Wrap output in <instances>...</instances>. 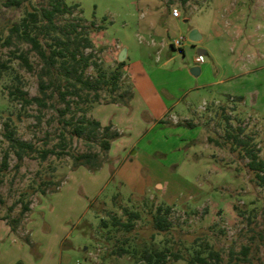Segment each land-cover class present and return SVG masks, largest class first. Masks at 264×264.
Instances as JSON below:
<instances>
[{"label":"rangeland","instance_id":"1","mask_svg":"<svg viewBox=\"0 0 264 264\" xmlns=\"http://www.w3.org/2000/svg\"><path fill=\"white\" fill-rule=\"evenodd\" d=\"M51 1L0 0V169L7 155L0 264H148L145 250L165 251L160 264H200L189 262L197 255L208 264H264V182L233 136L264 160V0H63L69 11L56 14V28L48 27L40 44L46 52L61 48L52 37L64 38L66 26L77 24L90 41L78 47L90 55L84 70L69 66L68 53L67 68L61 57L47 65L22 39L27 12ZM174 8L186 22L172 24L166 13ZM191 27L201 40L185 39L184 54L161 46V38L172 44ZM122 48L118 87H84L82 81L100 78L95 64L105 78L118 68ZM205 63L210 76L183 75L181 68ZM70 83L77 94L69 93ZM187 85L192 89L180 97ZM16 87L38 99L23 104ZM124 91L131 96L120 103L128 99ZM97 95L85 114L118 132L108 150L102 128L73 131L85 98ZM7 129L35 151L18 162ZM45 149L53 152L41 160ZM85 152L98 154L97 170L74 166L73 156ZM159 206L169 208L161 211L168 229L152 222ZM125 208L140 213L130 230L113 225L126 220Z\"/></svg>","mask_w":264,"mask_h":264},{"label":"trees","instance_id":"2","mask_svg":"<svg viewBox=\"0 0 264 264\" xmlns=\"http://www.w3.org/2000/svg\"><path fill=\"white\" fill-rule=\"evenodd\" d=\"M188 0H181L183 4L186 3ZM69 8L68 6L64 3L63 0H52L51 1V6L50 8H42L39 10L35 11H30L27 12V16H25L22 20V39L26 42H29L34 49L38 52L39 56L44 58L46 60V64L49 66H53L56 62H58L59 58L63 59L65 57L66 53L70 55V58L74 63H70L69 66L76 70V66L80 67L81 70H84V68L90 63V55L83 56L81 53L78 51V47L81 41H85V43L82 45L83 47H87L90 44V41L87 37H83L82 34L77 31V24L71 25V28L68 29L66 26L65 30V37L64 38H59L57 35H54L52 38L56 39V43L58 46H61V48L58 47H52L49 52H46L41 43L40 37L41 38H46V35L49 34L48 27L50 29L51 27L54 26V18L57 13L62 14L64 12H68ZM41 16V21L38 19V16ZM43 20H46V23ZM18 26V25H17ZM17 26L14 28L17 30ZM56 28V27H55ZM81 36V37H80ZM49 39V38H47ZM74 45L72 48H69L70 45ZM50 45V44H49ZM173 48V47H172ZM20 56V55H19ZM20 58L23 60V63L27 65L28 67V59L25 56H20ZM68 63L67 59H63L60 64L67 68L65 65ZM95 64V62L93 63ZM125 64V60L118 62V68L112 71L107 78H105V73L102 72L100 67L95 64V67L99 71L100 78L94 81H91L89 79H86L85 81H82V84L86 88H94L96 89V86L100 83L103 84H111L112 88L111 90H115L118 87V82L121 76L120 72V67H123ZM76 65V66H75ZM82 71H80L81 73ZM78 81H81V77H77ZM72 86V90L69 91V93H76L77 94V87L75 83H70ZM41 88H43L41 86ZM16 92L19 94L21 97V100L23 104H30L32 101H36L38 98L37 97H32L29 98L27 97V93L20 90L19 87H16ZM65 93H61L62 99H65L64 96ZM126 95L128 99L121 101L120 103H126V101L129 100L131 94L129 91H124L121 97ZM82 98V97H80ZM85 103L87 104L84 108L78 109L84 112L82 114V117L80 119H77L75 123L73 124V131L76 136H81L84 131L88 128L87 125H90L91 127L89 128L90 131H95L98 130L99 128H102L103 134L105 138H102L101 140V145L104 149L108 150L110 147V140L117 137L118 132L116 130L113 131L112 125L107 124L105 126H101L100 122L97 120L93 119H88L86 117V110L89 108L91 103H96L97 101H100L99 96L97 95L96 98H85ZM113 103H118L115 102L116 100H111ZM78 104V103H77ZM89 104V105H88ZM69 102L66 101V108H68ZM65 108V109H66ZM71 123V121H69ZM72 124V123H71ZM15 132L12 129H7L6 133V139L9 142V144L14 148L15 150V156L19 161L22 160L23 156L26 154H30L35 151V147L31 142L27 141H22L18 140V138L14 137ZM235 138V142L242 147L244 154L246 157H248V167L255 173L256 177L259 178L260 182H264V160H261V158L258 157V154L253 150L251 147L247 146V141H244L238 137V135H233ZM53 151L51 149H45L42 151L40 155V159L44 160L46 156ZM6 154L3 159V168L0 169V175L1 172L7 167V162H6ZM98 157V154H94L93 152H85L81 153L79 155L73 156L74 159V166H86L89 169H92V171L97 170L100 167V162L96 161ZM1 184H2V177L0 176V192H1ZM41 192H45L44 189H41ZM3 203V200L0 195V205ZM29 210V205L26 203L22 204V211L21 213L28 211ZM165 210L166 213L169 212V208H163L159 206L157 208V213L152 215V222L154 223L155 227L158 229H168L170 227V222L167 220L166 215H164L161 211ZM124 213L127 215L125 221H121L119 218L114 219L113 225H120L125 227L126 229L130 230L134 226V221L139 218V212L138 211H129V209L125 208ZM4 219H7L8 216L5 215L3 217ZM103 225H106V222H103ZM12 230L14 229V225L11 224ZM124 250V248H122ZM165 251H155L153 253L151 252H146L143 251L142 258L146 261L148 264H160L162 261L165 259ZM210 257L216 258V261H219V256L217 252H211L209 253ZM190 263L197 262L200 264H208L209 260L206 257H202L200 255L195 256L194 258L189 259Z\"/></svg>","mask_w":264,"mask_h":264},{"label":"crops","instance_id":"3","mask_svg":"<svg viewBox=\"0 0 264 264\" xmlns=\"http://www.w3.org/2000/svg\"><path fill=\"white\" fill-rule=\"evenodd\" d=\"M167 17L172 21V24H175V25H178V24H180V22H186L187 21V18L184 16V17H182V19L181 20H179L180 19V15L179 16H177V17H175V16H172L171 15V11H168L167 13ZM193 27H191V28H187L186 29V32L188 33V31L189 30H191ZM186 40H187V36H186ZM186 40H185V42L182 44V46L180 47L181 49H182V52H181V54H184V50H183V47L185 46V44H186ZM160 44H161V46H165L167 43H170V45H172L171 44V41H170V39L167 41V40H165V39H163V38H161L160 39ZM172 49V48H171ZM175 51H176V48L174 49ZM206 51V49H202V50H200V53H203V52H205ZM179 53V52H178ZM126 57H127V55H126ZM171 57V59H173L174 58V56L173 55H171L170 56ZM126 59V58H125ZM181 70H183L184 71V76H187L188 78H189V80H191V78H193V74H191L190 72H189V70L188 69H185V68H181ZM211 68L209 67V65H207V63H205V64H202V66L200 67V72H199V75H201V74H205V75H207V76H210V73H211ZM183 76V77H184ZM218 81H221V79H217V80H215V81H210V82H206V83H204L203 85H202V87L204 86V85H208V84H211V82H214V83H216V82H218ZM195 87H198V86H195ZM182 88V91L181 92H179V96L180 97H182V96H184L185 94H186V90H189V89H192V87H190V86H186L185 88H183V87H181ZM180 88V89H181ZM0 222H3V221H0ZM17 263V262H16ZM16 263H14V264H16Z\"/></svg>","mask_w":264,"mask_h":264},{"label":"water","instance_id":"4","mask_svg":"<svg viewBox=\"0 0 264 264\" xmlns=\"http://www.w3.org/2000/svg\"><path fill=\"white\" fill-rule=\"evenodd\" d=\"M187 38L189 39V41L195 43V42H198L201 40V35L197 29L192 28L191 30L188 31ZM172 46L173 45H170L169 47L172 48ZM200 50H202V49L198 48L197 52L200 53ZM176 51L181 53L182 49L179 47V48H176ZM125 58H126V49L122 48L118 53V60L121 62V61L125 60ZM189 72L193 75H197L199 73V68L198 67H191ZM16 264H23V263L17 262Z\"/></svg>","mask_w":264,"mask_h":264},{"label":"built area","instance_id":"5","mask_svg":"<svg viewBox=\"0 0 264 264\" xmlns=\"http://www.w3.org/2000/svg\"><path fill=\"white\" fill-rule=\"evenodd\" d=\"M178 14H179V12H178L177 8H174V9L171 10V15L172 16L177 17ZM185 39H186V37H182V36H180L179 38L175 39L173 41V43H172V45H173L172 47H174V48L181 47Z\"/></svg>","mask_w":264,"mask_h":264},{"label":"clouds","instance_id":"6","mask_svg":"<svg viewBox=\"0 0 264 264\" xmlns=\"http://www.w3.org/2000/svg\"><path fill=\"white\" fill-rule=\"evenodd\" d=\"M198 59L203 60V57H198Z\"/></svg>","mask_w":264,"mask_h":264}]
</instances>
